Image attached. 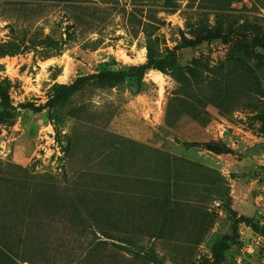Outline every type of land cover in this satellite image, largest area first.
Wrapping results in <instances>:
<instances>
[{
  "label": "rangeland",
  "instance_id": "rangeland-1",
  "mask_svg": "<svg viewBox=\"0 0 264 264\" xmlns=\"http://www.w3.org/2000/svg\"><path fill=\"white\" fill-rule=\"evenodd\" d=\"M0 90V264H264V0H0Z\"/></svg>",
  "mask_w": 264,
  "mask_h": 264
},
{
  "label": "trees",
  "instance_id": "trees-1",
  "mask_svg": "<svg viewBox=\"0 0 264 264\" xmlns=\"http://www.w3.org/2000/svg\"><path fill=\"white\" fill-rule=\"evenodd\" d=\"M162 61L163 58H157V59H150L148 58L145 63L137 66L136 68H141L143 70L149 69V68H160L162 67ZM135 68V67H132ZM106 77L103 78V81H105L107 84L112 85L115 78L119 75V72H107ZM74 85L72 87L70 86H59V89L57 90L58 95L60 98H66L69 96L73 91ZM0 96L3 100L7 98L6 94L0 90ZM264 128V127H263ZM237 227L234 226V235L233 236H226L223 238L218 250L216 253H214L212 264H221L222 260L224 259V253L228 247V243L230 241H233L237 237Z\"/></svg>",
  "mask_w": 264,
  "mask_h": 264
}]
</instances>
